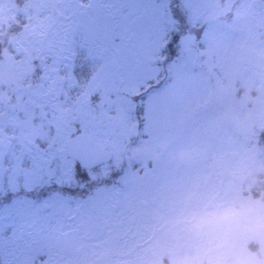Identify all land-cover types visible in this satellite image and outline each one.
Masks as SVG:
<instances>
[{
    "label": "rangeland",
    "instance_id": "obj_1",
    "mask_svg": "<svg viewBox=\"0 0 264 264\" xmlns=\"http://www.w3.org/2000/svg\"><path fill=\"white\" fill-rule=\"evenodd\" d=\"M2 1V14L16 13L12 9L3 10ZM61 2L60 11L67 20L61 30H54L50 35L57 51V61L51 63L46 85L50 97L43 105L34 101L24 106L23 113L35 117L43 108L39 115L47 111L61 115L65 128L76 122L82 124L88 129L89 135H86L110 151L112 165H117L121 162L123 142L131 140L136 124L128 113L131 108L125 94L137 95L141 86L158 74L151 61H154L152 55L157 51L158 38L163 34L159 10L153 0H109L110 8L106 10L93 8L94 0ZM221 2L193 1L189 12L192 21L188 19L190 34L194 31L196 43L204 44L205 68L211 73L217 96L213 100L218 107L215 116L196 115L193 100L199 108L207 104L204 89L200 88L203 76L186 72L181 64L171 67L173 79L167 88L151 95L144 104L143 118L149 138L137 148L128 147L127 164L143 165L151 159L150 155L165 153L166 157L144 187L138 189L132 182L142 179L133 177L131 186L137 189H129L125 195H109V198L100 193L90 200V206L77 210L58 198L42 204H26L23 199L9 201L10 207L0 210V259L4 264H89V254L97 257L110 244L119 254L132 251L133 255L140 256L150 252L153 258L147 264H166L165 258L168 264H257L256 258L246 251V244L252 232L250 227L259 229L263 235L264 214H241L215 238L206 237L197 227L198 221L214 213L220 204L237 211L248 205L264 209L262 203L241 198L240 185L235 181L244 180L248 172L263 168L259 155L252 142L246 145L232 137L219 108L221 94L234 93L242 111V120L238 121L244 125L252 122L264 131V0ZM95 10H100L105 19ZM120 16L123 18L119 19ZM124 16H127L126 22H123ZM220 16H228L224 19L230 22H215L207 27L208 21ZM176 22L180 27L179 19ZM114 23L118 25L113 32L120 37L118 41L112 38ZM87 29L92 35L87 34ZM197 48L196 45L191 51L190 44L187 65L197 60ZM234 89L241 92L238 94ZM256 89L258 94L251 105L249 91ZM91 97L101 102L95 105V116L86 117L89 108L86 105L84 109L81 100L92 101ZM238 127L234 130L250 133L245 127ZM25 131V122H16L13 114L0 121V196L29 190L42 178L37 176L41 166L35 149L24 140ZM61 132L59 138L63 139L65 131ZM201 138L200 147L206 151L214 147L217 151L208 174L190 159L185 164H174V153L189 155L187 147ZM230 153L236 158L224 170L222 161ZM57 154L67 158L63 146ZM66 160L62 162L63 168L74 171L72 161ZM48 162L45 161V166ZM164 165L169 167L166 171ZM225 171L227 175L222 173ZM131 174L136 175L135 171ZM169 176L174 180H169ZM223 176L226 180L220 188ZM117 223H121L122 230L117 228ZM79 224L84 227L76 242L81 254L78 257L58 254L55 243Z\"/></svg>",
    "mask_w": 264,
    "mask_h": 264
},
{
    "label": "trees",
    "instance_id": "obj_2",
    "mask_svg": "<svg viewBox=\"0 0 264 264\" xmlns=\"http://www.w3.org/2000/svg\"><path fill=\"white\" fill-rule=\"evenodd\" d=\"M193 1L195 0H153L159 10V24L163 32L162 36L158 38L157 51L152 55L154 56V61H151L158 74L146 81L137 95L125 94V97L127 96L125 99L128 104L130 103L131 108L127 107L128 113L131 115L133 123H136L134 124L133 137L131 140H124L123 150L120 153L121 162L119 164L112 165L113 160L108 163V166H99L94 170H81L78 164L72 161L75 167L74 171H66L65 167L63 168L62 162H67V158L65 159L63 154L59 155L57 152L70 137L79 133L89 135L88 129L78 122L72 124L71 127L65 128L64 123L61 122V115H52L50 111L39 115L43 112V108L39 109L40 112L35 117H30L28 114L23 113L25 111L24 106L34 101L43 105L45 100L50 97V91L48 89L46 91V85L52 67L51 63L57 61L56 44L51 42L50 35L52 31L61 30L65 26L64 23L67 19L60 11L62 2L61 0L2 1L4 7L1 8L3 10L12 9L16 13L6 12V14H2L0 12V121L4 122L9 114H13L16 122H25L28 133L25 131L24 140L31 149H35V157L38 158V165L41 166L40 171L35 172L38 177L42 176V178L39 182L34 183L29 190L17 191L14 194L6 192L3 196H0V210L9 208L8 202L13 203L16 199H23L26 204L28 202L42 204L49 199L54 200L56 198L67 202V205L77 210L78 207L87 208V206H90V200L100 193H102L104 198H109L111 195H125L132 188L137 189L136 187H138L139 189L144 187L143 184L147 183L159 168L163 158L166 157L165 153L160 152L150 155L151 159L143 165L141 163L127 164L128 147L131 149L137 148L142 141L149 138L145 128V119L143 118L144 104L151 95L160 94L167 88L173 79L171 67L181 64L184 67L182 69H185L186 72L203 76L201 78L203 85L200 88L204 89L202 93L206 99L204 102L207 104L199 108L197 101L193 100V104L196 107V115L200 118H213L215 116L218 107L216 106V101L213 100L217 96L213 91L211 73L205 68L207 56L203 51L204 44L196 43V33L193 31L190 34L189 32L191 28L188 26V19H191L190 22L192 21V16L189 12ZM221 1L223 3L225 0ZM108 4L109 0H94L93 8L96 9L98 7L106 10L110 8ZM94 12L100 18L105 19V15L100 10H95ZM124 17L123 22H126L127 16ZM122 18V16L119 17V19ZM224 18L229 17L226 16ZM224 18L220 16L208 21L207 27L215 24V22L221 24L230 22L229 19ZM177 19H179L180 27L177 25ZM203 25L206 24L203 23ZM116 27L118 25L114 23L112 30L110 29L114 41H118L120 38L113 34ZM200 29L201 32L204 31L203 28ZM184 36L193 39L191 41V51L196 45L199 46L196 50L198 53L197 60L189 65L186 64L189 61L188 54H183L178 45V41ZM213 71L217 72V68H214ZM235 91L238 94L241 92V90ZM20 94H23L22 98H20ZM257 94L258 89L249 91L251 105L254 104ZM91 99L92 101L81 100L83 108L85 109L86 105L89 108L86 117L95 116L93 115L97 111L95 105L101 102L99 99L95 101V97H91ZM141 113H143V116H141ZM224 125L232 131V137L238 139L240 143H245L246 145L253 143L259 155L258 160L263 165L259 172H248L244 180L237 181L233 178L240 185L241 198L249 202L264 204V131L257 124H252V122L244 125L240 121L233 124L224 121ZM236 125L239 126L238 129L241 128L240 126L242 128L245 127L248 130L247 132L250 133L247 135L239 130L235 131L234 127ZM61 131H65L63 139L59 138ZM200 133L201 130L198 134ZM211 134L214 135V132H211ZM243 136L248 138L245 140ZM201 140L202 138L197 139L198 144L196 142L194 145L187 147L189 155L185 152L182 156L174 153V164H185L186 160L190 159V162L202 167L204 174H208L210 172L209 168L214 165L217 151L214 147L207 149V151L200 147L202 146L199 143ZM61 155H63L61 158L63 161L60 160ZM44 159L49 161L46 166ZM104 168L108 169L105 173L102 172ZM168 168V165H164L165 171ZM133 171H135V176L131 174ZM176 172L177 170H175ZM222 173L227 175L226 171ZM133 177H139L142 180L134 183L132 182ZM168 178L169 180H174L173 176ZM225 180V176L220 178V188ZM131 182L136 187H132ZM117 224L119 226L117 228L121 229V223ZM175 224L176 222H174ZM249 229L252 232H250V240L246 244V251L253 258H256L257 264H264V233L261 236L259 229H252L251 227ZM133 254L135 253H132V251L119 254L114 250L113 244L108 245V247L105 245V250L99 256L94 257L89 254V264H113V261L114 264H134L133 262L135 261L147 264L153 258L151 253L147 251L140 256ZM164 260V263H169L167 258ZM203 263H205L204 260ZM0 264H4L1 259Z\"/></svg>",
    "mask_w": 264,
    "mask_h": 264
},
{
    "label": "water",
    "instance_id": "obj_3",
    "mask_svg": "<svg viewBox=\"0 0 264 264\" xmlns=\"http://www.w3.org/2000/svg\"><path fill=\"white\" fill-rule=\"evenodd\" d=\"M92 31L87 29V34L92 35ZM191 41L183 38L178 41L180 51L183 54L190 52ZM219 108L223 113L224 119L233 124L241 117V109L237 97L232 92L221 94ZM68 159L75 161L81 170H94L98 166L108 164L112 160V153L96 143L91 137L84 133H79L64 142L63 145ZM235 154H228L222 162V168L227 170L235 159ZM73 229L62 236L55 243V251L59 254H69L78 257L79 250H75L78 240L79 230Z\"/></svg>",
    "mask_w": 264,
    "mask_h": 264
},
{
    "label": "snow or ice",
    "instance_id": "obj_4",
    "mask_svg": "<svg viewBox=\"0 0 264 264\" xmlns=\"http://www.w3.org/2000/svg\"><path fill=\"white\" fill-rule=\"evenodd\" d=\"M46 198V196H45ZM254 213L257 216L264 214V209H257L253 206H242L239 211L227 204L217 205V210L207 216L202 217L197 227L204 231L206 237L215 238L219 235L223 227L229 223L235 222L241 214ZM205 242H208L207 240Z\"/></svg>",
    "mask_w": 264,
    "mask_h": 264
}]
</instances>
